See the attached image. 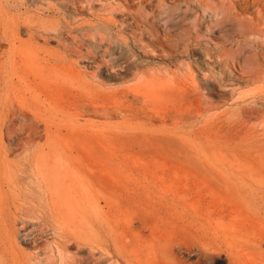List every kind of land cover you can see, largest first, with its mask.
Segmentation results:
<instances>
[{
	"label": "rangeland",
	"instance_id": "rangeland-1",
	"mask_svg": "<svg viewBox=\"0 0 264 264\" xmlns=\"http://www.w3.org/2000/svg\"><path fill=\"white\" fill-rule=\"evenodd\" d=\"M139 2L127 10L121 0H0V21L35 28L30 41L19 27L26 50L2 46L1 94L40 120L18 118L0 140L13 150L16 203L36 209L27 230L18 220L10 264H264V71L247 51L238 55L244 70H223L231 84H204V46L186 51L181 42L207 34L200 6ZM163 35L170 41L162 47ZM135 60L174 75L136 84L127 71ZM39 147L57 189V225L49 195L40 202L28 192L26 159ZM97 240L120 256L109 260Z\"/></svg>",
	"mask_w": 264,
	"mask_h": 264
},
{
	"label": "bare ground",
	"instance_id": "bare-ground-1",
	"mask_svg": "<svg viewBox=\"0 0 264 264\" xmlns=\"http://www.w3.org/2000/svg\"><path fill=\"white\" fill-rule=\"evenodd\" d=\"M146 1L151 6H154L155 4H158L159 6H163V4H164L163 3L164 0H140L139 3L144 4L143 2L146 3ZM194 1L200 6L199 8H201V10L203 11V13L206 16V18H205V31L204 32L207 34L200 35L199 33H195V36L188 37L187 39L181 40V42H183V48L186 51H189L190 47H192V46H195V47L196 46H198V47L204 46V48H205V60L203 62V72H204L205 77L204 78L202 77L204 80V84H213L214 85V84H225L226 82H230V84H231V82L234 81V79H231L230 76H229V78L225 79V77H224L225 73L223 70L228 69L230 66L236 67L238 65V63H239V66H241V69L244 70L245 66L243 64H245V62L242 63L240 61L238 55H240L241 53L246 54L247 51L252 53L253 56L255 57V59L253 61L255 63L254 67H256L258 70L264 71V0H194ZM121 2L124 3V6L126 7L127 10H131V7L133 6L131 2H134V4H135L136 0H121ZM139 3H138V5H139ZM129 4H131V5H129ZM141 4L139 6L137 5L138 6L137 11L139 12L142 10L144 13H141V14H143L144 17H146L148 19L150 17V14H148L147 11H145V9L143 10L141 8ZM22 6H23V4H22ZM151 6H150V8H152ZM154 7L156 8V6H154ZM22 8L23 7H21V9ZM34 8H35V6H34ZM156 10H157V8H156ZM74 11H75V9H74ZM156 13H158V12H156ZM134 14L130 15L128 13L127 14L125 13V16L127 15V16L132 17L131 18L132 24L130 23V25H128V26L130 27V26L134 25L133 28L135 27V29L139 31V30H141V29H139L140 22L138 24L137 16ZM201 14H202V12H201ZM2 15H3V12H2ZM57 15H58V13H57ZM46 17H47V15H46ZM70 18H72V17H70ZM155 18H156V15H155ZM155 18L152 19V21L155 20ZM21 25L28 27V29L30 31V34H29L30 41L34 40L33 30H35V28L33 26H31L30 23L27 24L26 22H22L20 20H15V21L7 20L5 22L3 20V21H0V51H1L2 46L4 44H7L9 46V51H15V52L23 51L24 49L26 50L27 48H29L28 43L30 41L29 42L22 41L18 36V30H19V27ZM107 25L113 26L115 28H119L120 31H123V29L125 31V29H126V27L123 26L124 25L123 23H121V25H117L116 22H114L113 19H111V18L108 19ZM149 27H151V26H149ZM141 28L143 29V27H141ZM145 28H146V26H145ZM151 29L152 28H150V30ZM155 29H157V28H155ZM155 29H154V31H155ZM145 31H143V32H145ZM215 33H218V35H217L218 36L217 41H219L218 43L216 41H212L213 39H211V35H213ZM138 36L141 37V34L138 33V34L134 35L133 37L136 38ZM165 36L163 35V38H161L160 36H159L160 38L158 37L159 42H157V44H160V46H162V47L167 46V44L170 41V39L165 38ZM166 37H168V36H166ZM170 38H172V37H170ZM155 40H157V37ZM76 41L81 42V40H78L77 38H75V41H73V43H75ZM228 42H230V43H228ZM103 43H105V41ZM172 43H173V40H172ZM179 47H180V45H179ZM174 49H176V47H174ZM154 50H156V49H154ZM178 52H180V51H178ZM7 53H8V49H7ZM7 53H6V55H7ZM10 53H12V52H10ZM173 53H175V51ZM99 55H100V53H99ZM139 60H142V58ZM244 60H247V59L245 58ZM142 61L135 60V61L128 62V64H127V67H128L127 71H130L131 75H133L135 79H138V81L140 80L136 84H146V83L148 84L151 81V80H149V78H152V79L160 78L162 80L165 77L164 74L174 75V73L172 71H170L169 69H163V67H161V68L160 67H152L151 64H144V62H142ZM246 63H247V61H246ZM91 64H92V62H91ZM171 64H172V62H171ZM179 67H182V65L179 64ZM91 68H93V67H91ZM106 69L104 71H106L105 73L107 75L108 73H107ZM216 71L218 72V77H217V75L216 76L214 75ZM240 77L243 78L242 75ZM246 78L247 77L245 76V79ZM235 83H236V81H235ZM5 85L6 84H0V140L1 141L3 139H6L5 138L6 135L10 136L12 131H14L15 121L18 120V118H21L23 120L24 124H26V123H28L29 117H31L33 119V121L40 124V120L38 119L37 114L35 115L33 113H30V111L25 110L21 107H19L18 109L15 110L13 103L10 102L9 99L6 100L3 98L1 92H2L3 87ZM199 89H200V87H199ZM8 93H9V91H8ZM138 111H141V110L138 109ZM119 113H120V111H119ZM53 115L56 117L55 114H53ZM134 121H132V122H134ZM21 128H24V125H22ZM0 144H2V142ZM43 150H44V147H39L38 149H35L34 151H32L28 155V157L26 159V161L30 164V166L33 167V170H34L33 175L29 177L30 186H28V192L30 194H36L39 197L40 202L41 201L44 202L46 195H49L48 198L50 201L49 202L47 201L48 204L46 202L44 204L48 205L50 207L51 217H52L53 221L55 222V224L57 225L59 222V214H60V212L58 210L59 209V201L57 199H55L56 198L55 197V195H56L55 191H57V189H53V187H51V183L49 184L48 172L42 171V167H47L50 163V161L47 157V154L42 153ZM12 155H13V150L10 147H4V146L0 147V255H2L4 257V261L6 264L11 263V250H10L11 246L10 245H12L13 240L17 237V234L19 232V228H17L18 220L20 219L21 228H24V230H27V227L29 225H33V224L26 219L27 218L26 215L29 214L30 210H34V212L36 210L33 207V205L31 206L30 203H29L30 206L25 205L24 207H22V205L17 204L15 199H14L15 193L13 192V170H12V163L10 160V159H12L11 158ZM32 162H33V164H32ZM16 185H17V183H16ZM21 195H22V192H21ZM23 202L25 203L24 200H23ZM27 203H28V201H27ZM263 203H264V200H263ZM14 208H15V211H14ZM75 212H77V211L75 210ZM45 225H49L50 227H52L46 221H45ZM26 236L29 237V236H32V234L26 235ZM94 236H95V238L97 237L96 239H100V237H98V234H94ZM30 239L33 242H36L35 236H32V238H30ZM30 239H28V240H30ZM97 244H98V246H101L103 243H100L97 240ZM31 245H32V243H31ZM60 248H61V245L59 244L58 245L59 251H60ZM99 252H101L103 255H105L109 260H113L114 257L120 256L118 249L115 248L114 252L112 251L113 253H111L110 250H108L107 248H104V245L101 246ZM80 264H85V263H80ZM113 264H116V263H113Z\"/></svg>",
	"mask_w": 264,
	"mask_h": 264
}]
</instances>
